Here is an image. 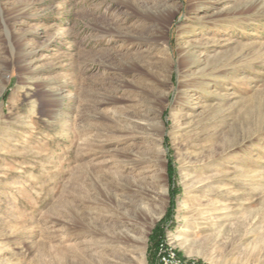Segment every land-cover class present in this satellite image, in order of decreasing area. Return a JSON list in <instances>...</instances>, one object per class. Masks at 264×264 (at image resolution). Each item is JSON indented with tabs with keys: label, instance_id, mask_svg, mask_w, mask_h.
I'll list each match as a JSON object with an SVG mask.
<instances>
[{
	"label": "rangeland",
	"instance_id": "obj_1",
	"mask_svg": "<svg viewBox=\"0 0 264 264\" xmlns=\"http://www.w3.org/2000/svg\"><path fill=\"white\" fill-rule=\"evenodd\" d=\"M0 236V264H264V0H0Z\"/></svg>",
	"mask_w": 264,
	"mask_h": 264
},
{
	"label": "built area",
	"instance_id": "obj_2",
	"mask_svg": "<svg viewBox=\"0 0 264 264\" xmlns=\"http://www.w3.org/2000/svg\"><path fill=\"white\" fill-rule=\"evenodd\" d=\"M175 248L171 239H165L160 242L158 247L160 264H204L195 260L181 258Z\"/></svg>",
	"mask_w": 264,
	"mask_h": 264
},
{
	"label": "bare ground",
	"instance_id": "obj_3",
	"mask_svg": "<svg viewBox=\"0 0 264 264\" xmlns=\"http://www.w3.org/2000/svg\"><path fill=\"white\" fill-rule=\"evenodd\" d=\"M213 76V75H212ZM214 77V76H213ZM130 225H134L133 223H131ZM189 233V231L187 232ZM1 237V236H0ZM126 238H130V235H126ZM143 240V239H142ZM139 262L141 263V261L139 260Z\"/></svg>",
	"mask_w": 264,
	"mask_h": 264
}]
</instances>
